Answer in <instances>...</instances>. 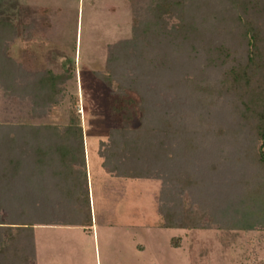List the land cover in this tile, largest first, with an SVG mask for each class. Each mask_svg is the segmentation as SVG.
<instances>
[{
	"label": "trees",
	"instance_id": "16d2710c",
	"mask_svg": "<svg viewBox=\"0 0 264 264\" xmlns=\"http://www.w3.org/2000/svg\"><path fill=\"white\" fill-rule=\"evenodd\" d=\"M126 1L132 36L109 47L106 85L122 72L97 157L65 87L73 64L41 69L27 55L14 80L4 45L19 26L50 29L59 8L0 20V83L16 111L0 120V264H37V225H119L135 181L158 183L154 228L214 230L224 249L264 231V0Z\"/></svg>",
	"mask_w": 264,
	"mask_h": 264
},
{
	"label": "rangeland",
	"instance_id": "374dc122",
	"mask_svg": "<svg viewBox=\"0 0 264 264\" xmlns=\"http://www.w3.org/2000/svg\"><path fill=\"white\" fill-rule=\"evenodd\" d=\"M59 8L50 29L22 30L20 23L34 17L36 8ZM0 20L17 28L6 38L14 80H20V61L34 55L37 68L66 71L73 64L65 84L74 94L73 107L80 115L82 130L93 156L99 141L108 136L105 98L116 89L121 69L112 76L109 88L103 74L109 67V47L132 36L131 12L126 0H0ZM21 30H20V29ZM30 30V31H29ZM30 32V33H29ZM76 41V42H75ZM75 51L71 50V46ZM0 55L6 54L0 47ZM11 63V61L9 62ZM0 83V120L15 115L10 95ZM69 98H65V102ZM11 110V111H10ZM50 119H65L64 104L53 108ZM90 150V149H89ZM158 183L133 182L128 200L118 208L117 226L90 228L72 225L40 226L35 229L38 264H264V231L240 232L224 249L214 230L186 231L154 228L157 219L154 193ZM181 237L180 246L171 245Z\"/></svg>",
	"mask_w": 264,
	"mask_h": 264
},
{
	"label": "crops",
	"instance_id": "0c3cea01",
	"mask_svg": "<svg viewBox=\"0 0 264 264\" xmlns=\"http://www.w3.org/2000/svg\"><path fill=\"white\" fill-rule=\"evenodd\" d=\"M40 226H52V225H37L35 226V229L40 227ZM54 226V225H53ZM67 226V225H66ZM35 229H34V233H35ZM35 246H36V239H35ZM36 254H37V251H36ZM36 259H37V256H36ZM38 264V263H37Z\"/></svg>",
	"mask_w": 264,
	"mask_h": 264
}]
</instances>
